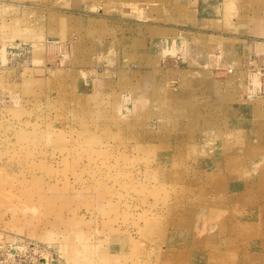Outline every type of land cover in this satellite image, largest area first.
<instances>
[{
	"label": "rangeland",
	"instance_id": "obj_1",
	"mask_svg": "<svg viewBox=\"0 0 264 264\" xmlns=\"http://www.w3.org/2000/svg\"><path fill=\"white\" fill-rule=\"evenodd\" d=\"M0 264H264V0H0Z\"/></svg>",
	"mask_w": 264,
	"mask_h": 264
}]
</instances>
